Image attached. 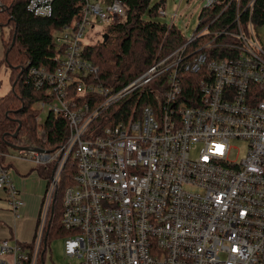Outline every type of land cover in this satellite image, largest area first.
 Here are the masks:
<instances>
[{
    "label": "built area",
    "instance_id": "built-area-1",
    "mask_svg": "<svg viewBox=\"0 0 264 264\" xmlns=\"http://www.w3.org/2000/svg\"><path fill=\"white\" fill-rule=\"evenodd\" d=\"M52 1L27 0V7L50 16ZM82 1L79 19L53 32L56 67H28L47 94L34 104L35 119L61 115L68 124L65 141L53 150L0 154V161L4 156L52 167L32 240L1 239L0 264H45L47 216L63 174L70 181L60 202L68 232L63 251L77 264H264L261 26L238 24L226 43L233 53L183 59L181 46L117 89L98 80L84 38L95 25L119 22L125 7L121 0H106V6ZM203 1L200 11L227 0ZM158 14L168 15L170 24L183 15L177 9L169 15L165 7ZM200 20L203 27L189 41L209 32L207 16ZM182 68L198 72V94L186 100ZM140 90H152L154 100L132 106L126 117L117 114L119 101ZM36 133L45 137L41 127ZM239 141L246 150L236 162L229 152ZM6 170L0 162V190L18 216L22 201Z\"/></svg>",
    "mask_w": 264,
    "mask_h": 264
},
{
    "label": "trees",
    "instance_id": "trees-1",
    "mask_svg": "<svg viewBox=\"0 0 264 264\" xmlns=\"http://www.w3.org/2000/svg\"><path fill=\"white\" fill-rule=\"evenodd\" d=\"M121 2L125 7L123 18L108 25L100 41L84 48L85 57L98 67V80L117 89L147 70L155 60L181 46L183 59L191 58L199 52L233 53L235 50L226 43L231 40L229 33L235 31L238 24L245 28L249 23L255 26L264 24V0H240L239 4L227 0L200 11L198 18L207 16L209 32L189 41L174 24L168 25L154 19L159 15L158 8L165 7V0ZM82 4V0H53L51 15L39 16L28 9L27 0H0V37L4 52L2 61L9 68L11 84L10 90L0 95L1 155L14 150V146L53 150L65 141L68 124L61 115L49 113L41 123H37L34 104L47 94L42 87L35 85L29 76L28 67H43L46 70L56 67L53 32L79 19ZM201 23L202 20L192 31L193 35L203 27ZM206 43L212 44L208 48L204 46ZM182 71L186 79L181 80V98L186 100L185 96L198 94V72H186L184 68ZM152 93V90H140V93L134 91L119 101L121 107L117 114L126 117L132 106L140 107L144 102L152 100ZM131 102H134L133 105ZM38 127L44 130V138L37 136ZM36 167L42 178L50 176L52 167ZM63 175L47 216L44 232L47 242L68 234L60 223L62 191L70 182Z\"/></svg>",
    "mask_w": 264,
    "mask_h": 264
},
{
    "label": "crops",
    "instance_id": "crops-1",
    "mask_svg": "<svg viewBox=\"0 0 264 264\" xmlns=\"http://www.w3.org/2000/svg\"><path fill=\"white\" fill-rule=\"evenodd\" d=\"M3 59L4 52L0 37V64H5ZM5 68L9 72V68L7 66ZM8 159L13 161L8 163ZM0 162L7 169L22 201L18 208V216H15L9 208L4 192L0 190V240L9 238L11 241L29 242L34 235L47 180L40 176L39 169L30 161L3 156Z\"/></svg>",
    "mask_w": 264,
    "mask_h": 264
},
{
    "label": "rangeland",
    "instance_id": "rangeland-1",
    "mask_svg": "<svg viewBox=\"0 0 264 264\" xmlns=\"http://www.w3.org/2000/svg\"><path fill=\"white\" fill-rule=\"evenodd\" d=\"M165 2H166L165 8L169 15L172 14L176 9L179 13H183L181 17H178L176 21H174V25L181 31V33L184 36L189 37L197 25L198 12L200 11V8L202 7L204 1L203 0H165ZM100 3L103 6H106L107 1L100 0ZM184 13H186L187 15L189 14L192 15L190 17H184ZM154 19L160 22H164L168 25L171 23V20L168 15L167 16L156 15ZM261 29L264 31V24L263 26H261ZM103 31L104 29L102 28L101 25H95L93 28L88 29V31L85 34L84 41H86L88 44H93L97 41H100L104 33ZM5 66H6L5 64H0V95H3L4 93L8 92L11 88V84L8 79L9 72L5 68ZM43 116L45 117V114H43ZM231 146L232 147L229 152V159L238 162L241 159L242 154L246 150V143L242 141L231 142ZM9 152L12 155H17L16 149L11 150ZM12 161H13L12 159H8V163ZM63 241H64L63 236L51 239V241L49 242L51 250L48 251L44 259L45 264H77L78 260L76 258H69L64 255Z\"/></svg>",
    "mask_w": 264,
    "mask_h": 264
},
{
    "label": "water",
    "instance_id": "water-1",
    "mask_svg": "<svg viewBox=\"0 0 264 264\" xmlns=\"http://www.w3.org/2000/svg\"><path fill=\"white\" fill-rule=\"evenodd\" d=\"M104 37L106 38L107 36L104 35ZM15 149H40V148H37V147H29V146H26V147H18V146H14Z\"/></svg>",
    "mask_w": 264,
    "mask_h": 264
}]
</instances>
